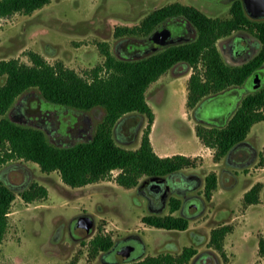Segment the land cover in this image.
Masks as SVG:
<instances>
[{
  "label": "rangeland",
  "instance_id": "rangeland-1",
  "mask_svg": "<svg viewBox=\"0 0 264 264\" xmlns=\"http://www.w3.org/2000/svg\"><path fill=\"white\" fill-rule=\"evenodd\" d=\"M175 1L192 4L208 16L221 18L231 16L233 2L51 0L28 14L14 12L0 17V60L18 58L31 63L29 51H36L48 62L63 61L90 78L91 70L105 61L103 42L117 58L134 59L195 38L196 29L182 16L164 21L163 27L174 22L193 31L164 44L151 38L162 24L150 34L118 33L119 27L138 26L154 9ZM216 43L225 61L231 64L246 62L261 47L259 39L248 28L237 29ZM237 44L246 50L238 52ZM194 70L185 62L177 63L146 90L156 118L155 144L169 142L190 154L200 150L197 125L225 123L241 98L254 89L249 79L244 85L219 93L231 91L223 97L213 100L218 94H211L190 107L187 103L189 79ZM259 72L262 83L264 66ZM4 79L2 77V81ZM5 115L18 123L42 128L51 142L67 146L92 139L97 124L105 116V109L98 106L82 110L52 103L37 87H30L17 97ZM2 116L0 113V118ZM147 124L145 114L128 112L114 126V140L120 146L136 149ZM246 140L252 147L251 152L240 150L216 160L215 150L208 147L202 150V155H188L193 163L180 171L184 177L164 176L166 179L174 177L176 180L171 182L176 181L182 188L172 190L164 201L155 204L148 197L151 194L148 187H143L150 178L148 175H143L136 186L125 187L115 179L118 170H113L107 178L71 186L64 182L58 170L45 171L35 161L14 158L4 163L0 167V183L9 185L16 198L0 243V264H134L147 256L178 255L186 246H193L197 253L184 264H264V256L259 253V240L264 237V120L252 126ZM212 172L217 176V187L208 198L206 177ZM192 178L191 183L186 182ZM256 183L262 184L259 202L248 204L244 194ZM31 184L44 186L47 194L32 201L25 200L21 191ZM173 197L181 200L180 208L175 211L171 208ZM149 214L185 216L189 225L183 230L155 227L143 221V216ZM81 215H86V225L91 232L79 238L73 227ZM225 224L232 229L224 238L223 255L211 246L210 239L212 230ZM133 234L141 238L140 249L133 251V255L138 256L119 260L114 244ZM98 235L110 236L113 246L95 253L92 240Z\"/></svg>",
  "mask_w": 264,
  "mask_h": 264
},
{
  "label": "trees",
  "instance_id": "trees-1",
  "mask_svg": "<svg viewBox=\"0 0 264 264\" xmlns=\"http://www.w3.org/2000/svg\"><path fill=\"white\" fill-rule=\"evenodd\" d=\"M51 0H0V17L14 12L31 13ZM231 16L211 17L192 4L179 1L154 9L142 23L135 27H119L123 32L152 33L164 21L182 16L196 29L195 38L173 43L148 55L124 59L117 58L102 43L105 55L103 64L91 70L90 78L79 74L63 61L50 63L36 51H29L31 63L18 58L0 60V167L14 159L25 158L37 162L45 171L58 170L64 182L81 186L107 178L118 170L116 181L125 187L139 183L143 175L164 177L180 174L192 165L191 156L177 153L159 155L150 138L155 113L147 101L146 90L171 67L185 62L195 68L189 79L187 103L195 107L205 96L219 94L235 86L244 85L255 72L264 66V18L250 16L243 0H233ZM241 28L250 29L259 39L261 47L249 60L241 64L225 61L217 47V40ZM104 70V71H103ZM103 71V73H102ZM2 77H5L2 81ZM30 87H37L44 98L52 103L77 109L90 110L103 107L105 116L96 126L92 139L60 146L50 141L45 130L22 124L5 115L17 97ZM132 111L146 115L148 124L141 143L128 149L116 143L113 128L119 118ZM264 120V82L241 98L229 119L220 125L198 124L196 134L207 147L215 150L214 158L229 157L230 151L242 143L252 126ZM264 155V150H263ZM261 183L254 184L244 194L248 204L259 202ZM217 187L214 172L206 177L205 195L210 198ZM47 194L39 184H31L21 191V196L32 201ZM16 198L14 190L0 183V243L8 226V214ZM180 198H171L172 211L178 210ZM148 225L167 229H186L189 220L173 214L143 216ZM232 229L229 224L216 227L211 232L210 244L223 255L224 238ZM94 252L109 250L113 246L110 236L98 235L92 240ZM197 253L193 246H186L178 255L170 253L147 256L134 264H184ZM259 253L264 256V237L259 240Z\"/></svg>",
  "mask_w": 264,
  "mask_h": 264
},
{
  "label": "water",
  "instance_id": "water-1",
  "mask_svg": "<svg viewBox=\"0 0 264 264\" xmlns=\"http://www.w3.org/2000/svg\"><path fill=\"white\" fill-rule=\"evenodd\" d=\"M243 4L246 12L250 16L253 18H264V0H243ZM168 34L169 31L167 29H158L151 35V38L164 44L166 43ZM258 86H260V83L254 88ZM166 180L167 179L164 177H150L144 182L143 187H148L150 192L152 191L151 193H154L155 196H161L164 201L166 195L169 193ZM73 232L79 238L87 236L91 232L90 228L86 225V215H81L77 218L73 227ZM132 252L133 250L131 248L129 249V247L121 250L123 256L120 257L119 260H128L131 258Z\"/></svg>",
  "mask_w": 264,
  "mask_h": 264
},
{
  "label": "flooded vegetation",
  "instance_id": "flooded-vegetation-1",
  "mask_svg": "<svg viewBox=\"0 0 264 264\" xmlns=\"http://www.w3.org/2000/svg\"><path fill=\"white\" fill-rule=\"evenodd\" d=\"M184 26V25H183ZM183 26H177V24H175L174 22H172V25L171 26H166L165 28L163 27V24L159 27L161 30L162 29H167L168 31H169V34H168V37L166 38V41H172V40H177V39H179V38H182V37H186L187 36V34H190L193 30H191V28H188V27H183ZM236 47L238 48V49H240V51H238V52H241V51H243V50H246V49H244V48H241V46L239 45V47H238V44L236 45ZM237 49V50H238ZM262 70V68L259 70V71H261ZM259 71H257V72H255V74L253 75V77L251 78V82H253V84H254V87L258 84V83H260V85L262 84L261 83V77H260V72ZM259 87V86H258ZM257 88V87H256ZM231 92V91H230ZM230 92H228V93H230ZM227 92L226 93H224V94H218V96H215L214 98H213V100L214 99H216V98H220V97H223L224 95H226V94H228ZM212 100V101H213ZM207 104V103H206ZM205 104V105H206ZM204 105V106H205ZM202 107V106H201ZM229 119V118H228ZM227 119V120H228ZM204 120V119H203ZM206 121V120H205ZM209 121V120H208ZM225 121H226V119H225ZM211 122H213V121H211ZM219 122H221V121H219ZM252 149V147H251V145H249L248 143H242L241 145H239L238 147H236V148H234L233 150H231L230 151V154L229 155H231V154H233V153H236V152H238V151H240V150H245L246 152H251L250 150ZM243 158H244V156H242ZM180 175V174H179ZM180 176H182V177H184V175H180ZM179 177V176H178ZM172 178V177H171ZM176 180L174 177L172 178V179H167L166 180V184H167V186H168V191L169 192H171L172 190H175V189H180V188H182V187H180L179 185H176L177 183H176V181H175V183H174V181L173 182H171V180ZM190 180H193V178L192 179H188L186 182L187 183H191L190 182ZM152 192V191H151ZM150 192V193H151ZM148 197L150 198V201H151V203L153 204H155L157 201H163L162 200V197L161 196H155V194L154 193H151L150 195H148ZM182 211H183V209H182ZM133 246H136V249H133ZM127 247H129V249L131 248L133 251H136V250H139L140 249V247H141V238L138 236V235H130V236H127L126 238H124L123 240H119V241H117L115 244H114V250H117L118 251V253H119V256L120 257H122L123 256V254L121 253V250H123V249H126ZM140 255V254H139ZM135 256H138V255H133V252H132V255H131V258H133V257H135Z\"/></svg>",
  "mask_w": 264,
  "mask_h": 264
},
{
  "label": "crops",
  "instance_id": "crops-1",
  "mask_svg": "<svg viewBox=\"0 0 264 264\" xmlns=\"http://www.w3.org/2000/svg\"><path fill=\"white\" fill-rule=\"evenodd\" d=\"M155 126H156V118H155L153 125H152V129L150 132V138H151V141H152V144H153L155 151L161 156H168V155H173V154H177V153H182V154H186V155H197V154L202 155V150L208 148L207 146H205L201 142V140L199 139V137L197 135H196V137H198V143L200 141V150H199V152L197 151L194 154L187 153L186 151H184L183 149H180V148L179 149L175 148L176 146L169 145V142L168 143L166 142L165 145H156L154 140H153V133L155 130Z\"/></svg>",
  "mask_w": 264,
  "mask_h": 264
}]
</instances>
